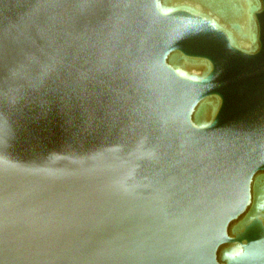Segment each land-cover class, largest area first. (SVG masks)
<instances>
[{
  "label": "water",
  "instance_id": "95a60500",
  "mask_svg": "<svg viewBox=\"0 0 264 264\" xmlns=\"http://www.w3.org/2000/svg\"><path fill=\"white\" fill-rule=\"evenodd\" d=\"M0 264H264V0H0Z\"/></svg>",
  "mask_w": 264,
  "mask_h": 264
}]
</instances>
